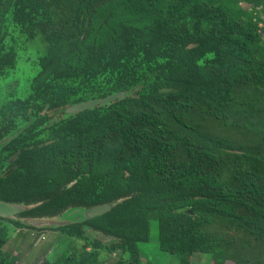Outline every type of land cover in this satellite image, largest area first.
I'll use <instances>...</instances> for the list:
<instances>
[{
  "label": "trees",
  "instance_id": "obj_1",
  "mask_svg": "<svg viewBox=\"0 0 264 264\" xmlns=\"http://www.w3.org/2000/svg\"><path fill=\"white\" fill-rule=\"evenodd\" d=\"M21 53L38 69L0 101V200L29 207L0 216V264L27 218L67 212L41 228L80 245L41 264H142L152 221L179 264H264V0H0V81Z\"/></svg>",
  "mask_w": 264,
  "mask_h": 264
},
{
  "label": "rangeland",
  "instance_id": "obj_2",
  "mask_svg": "<svg viewBox=\"0 0 264 264\" xmlns=\"http://www.w3.org/2000/svg\"><path fill=\"white\" fill-rule=\"evenodd\" d=\"M37 69L36 64L33 65L32 56L21 53L19 64L15 73L11 75L12 77L10 76L8 79L0 82V101L5 98L3 95V92L5 91L11 93L13 96L15 94H24L29 80L36 74ZM14 80H16V82ZM6 82L9 83V86L13 83L14 87L12 89H9L8 87L7 90L1 89L5 88ZM75 215L76 213H72L70 218ZM31 232L32 230L14 231L13 233H10L7 238L6 248L14 252L16 251V253L19 254L18 264H40L44 260L48 249L51 247L50 245L53 244L59 234L51 231L45 232L43 236L46 237V239L43 240L41 236L40 239H34L35 237L31 234ZM51 240L53 241L52 243ZM80 242L81 241L77 239L67 238L58 242L57 251L60 250L61 247L66 248L67 246H71L74 248L76 247L75 245H80ZM139 248L142 253V264H179V260L175 255H171L160 249L158 244V227L154 221L151 223L150 240L140 243ZM102 256L105 264H116L119 259L118 253H103ZM209 262H211L209 254L195 253L191 264H209Z\"/></svg>",
  "mask_w": 264,
  "mask_h": 264
},
{
  "label": "water",
  "instance_id": "obj_3",
  "mask_svg": "<svg viewBox=\"0 0 264 264\" xmlns=\"http://www.w3.org/2000/svg\"><path fill=\"white\" fill-rule=\"evenodd\" d=\"M123 96H124V92H122V91L115 92V93L109 94V95L104 96V97L90 99V100H86V101L74 104V105L70 106L67 110L69 112H77V111L92 108L98 104H105V103L111 102V101H113L117 98H121ZM8 139L9 138H7L6 140H8ZM112 206H113V203L93 205L84 211V216L85 217H94L97 215H101V214L109 211L112 208ZM28 207L29 206L25 205V204L0 200V216L12 218V217H15L16 214L27 209ZM72 213H76V212L64 213V214L59 216V218H58L59 220H55V219L52 220V219H47V218H27L25 221L28 224H32L34 226H50V225H54L56 223H63V222H67V221H72L73 219H75V217L77 215V213H76V215L74 217L70 218V215ZM100 237L102 239H108V237H106L104 235H100Z\"/></svg>",
  "mask_w": 264,
  "mask_h": 264
},
{
  "label": "flooded vegetation",
  "instance_id": "obj_4",
  "mask_svg": "<svg viewBox=\"0 0 264 264\" xmlns=\"http://www.w3.org/2000/svg\"><path fill=\"white\" fill-rule=\"evenodd\" d=\"M1 82V81H0ZM1 86V85H0ZM8 87H9V89H12L13 87H14V84L12 83L10 86H9V83H5V88H1V89H8ZM13 91V90H12ZM99 98V97H98ZM93 99H95V98H93ZM90 100V99H89ZM84 101H86V100H84ZM81 102H83V101H81ZM78 103H80V102H78ZM75 104H77V103H75ZM74 105V104H73ZM70 106H72V105H70ZM70 106H68V107H66V109H65V112H69L67 109L70 107ZM95 107V106H94ZM55 114H56V116H58V113H59V111H57V112H54ZM53 113V114H54ZM57 119H59V117H57V118H55V119H50L51 121H54V120H57ZM17 157H18V154L17 153H15L14 155H12L11 156V158L9 159V162L8 163H12V162H14L16 159H17ZM15 167H16V165H15ZM42 226H37V227H35V228H29V227H21V228H16V229H14L11 233H13L14 231H19V230H32V232H31V234L35 237L34 239H40V236H41V238L43 239V240H45L46 239V237H44L43 235H44V233L45 232H48V231H51V232H54V233H59L58 234V237H57V239L56 240H54V242L51 240V243L53 242V244L52 245H50L51 247L48 249V251H47V253H46V255H45V258H44V260L43 261H45L48 257H50L51 256V253L55 250V248L57 247V244H58V242H60V240H61V237H62V233H60L59 231H56V230H52V229H49V228H41ZM38 228H40V229H38ZM36 233V234H35ZM46 242V241H45ZM44 242V243H45ZM43 243V242H42ZM66 243H68V242H66ZM78 247V246H77ZM5 249H7L6 248V244H5ZM8 250V249H7ZM10 251V250H9ZM12 252V251H11ZM13 253H15L18 257H19V254L18 253H16V251L15 252H13ZM104 252H102V254H103ZM114 253H116V252H114ZM106 254V253H105ZM108 254H111V253H108ZM42 261V262H43ZM41 262V263H42ZM19 263V260H18V262H17V264ZM40 263V264H41Z\"/></svg>",
  "mask_w": 264,
  "mask_h": 264
},
{
  "label": "crops",
  "instance_id": "obj_5",
  "mask_svg": "<svg viewBox=\"0 0 264 264\" xmlns=\"http://www.w3.org/2000/svg\"><path fill=\"white\" fill-rule=\"evenodd\" d=\"M6 246H7V244H6ZM10 251H12V250H10ZM12 252H14V251H12ZM193 260V259H192Z\"/></svg>",
  "mask_w": 264,
  "mask_h": 264
}]
</instances>
